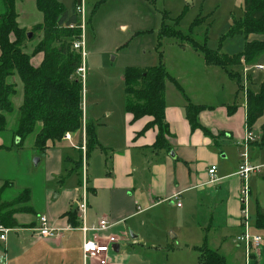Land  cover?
Here are the masks:
<instances>
[{
    "label": "crops",
    "instance_id": "1",
    "mask_svg": "<svg viewBox=\"0 0 264 264\" xmlns=\"http://www.w3.org/2000/svg\"><path fill=\"white\" fill-rule=\"evenodd\" d=\"M27 1V3H23V1L17 3L18 23L22 25L21 19L27 15L36 22L35 24H42L43 16L37 10L36 0ZM5 12L4 2L0 0V15ZM228 39L234 41L233 45L237 51H235L236 53H228L222 50V52L231 56L242 53L246 43H264V35L256 34L249 35L247 39L242 36ZM187 49L188 47L185 46L183 50ZM42 61L43 56L38 55L32 59V64L39 67ZM258 64L264 65V56L261 57ZM204 65V68L199 71H185L182 75L183 78L178 77L183 81L187 95L185 92L182 94L177 91L175 85L170 82L175 90L169 98L166 92L165 124L168 128V135L166 136L170 144L169 150L153 148L157 138L156 129H151L144 135L138 136L151 119L145 118L131 124V117L127 113L124 123L112 120L105 124L96 123L95 118L89 119L90 117L86 113L87 119L82 124L80 134L74 138V144L64 139L56 144H50L44 152H39L35 148L34 137H30L18 145L19 141H14V139L12 144L11 132H9L8 138H4L0 134L1 202H10L9 189L15 187L14 181L5 174V161L8 160L14 147L19 148L22 153L29 151L30 163L35 168L42 169L45 174L46 184L44 187L46 193L43 204L40 205L43 207L40 216L47 218L49 227L60 230L54 238H37L35 236L34 229L38 227L39 220L36 218L38 210L34 206L31 196L27 205L31 212L16 214L15 218L20 227L13 229L12 232L19 236L28 233L35 248L39 245H45L62 251L66 254L67 264L71 263V256L75 253L82 260H80V264H91L84 261L83 244L85 241L93 239L97 235L101 238L114 236L118 239V244L114 246L110 261L111 264H122L125 246L129 242L133 245H140L145 240L142 232L146 224L150 226L147 231L152 232L154 230V234H156L153 221L156 222L159 218V210L163 209L164 211H176L179 215V219L175 217V223L161 230L163 237H167L172 232V240L177 239L181 242L180 245L193 248L196 251V248L202 246L203 238L207 236L206 230L210 226L203 225L202 221H208L211 226L216 221V223L219 222L217 227H225V234L221 233L219 235L220 240L219 238L218 241L213 240L214 243L209 246L205 244L211 251L219 253L223 249L228 254L229 249L226 243L222 244V240L229 236L227 232L234 231L239 235L244 231L243 205L241 202L244 182L237 175L239 166L244 159L242 156L247 154V159L251 163L249 151L256 150L254 153L263 151L257 149L259 148L258 143L247 147L243 144L248 129L246 98L238 97L237 85L235 87L230 86L229 99L220 103L221 107L204 102L208 98L217 99L219 95L213 89L217 79L212 84L201 78L222 77L218 79L222 84L227 83V78L223 77L229 78L224 70L207 65L205 61ZM250 67L254 68V66H246L242 62V65L230 70L241 76L242 72L243 75L248 74L246 71ZM221 73L225 76H222ZM187 79L192 80L188 81ZM15 81L17 82V80ZM230 85L233 84L230 83ZM21 89L22 87L19 85V95L13 100L16 109H19L23 101ZM198 94H201L202 97L198 98ZM205 96L210 97L204 98ZM186 98L194 105L205 107L199 116L200 124L208 129L214 138L204 135L200 130L193 131L191 129L186 118ZM263 123L264 119L259 121L257 125L261 126ZM11 124H15V118L11 119ZM88 125L94 126L99 147L87 158L86 150L82 152V147L76 144H81L83 138L86 145V128ZM259 134L257 135L259 136ZM6 141H10L8 145L11 147L5 146ZM224 148L230 151L229 155L227 150L223 151ZM233 148L239 152V158L237 155L234 156ZM77 153L80 154V158L75 159ZM229 156H232L233 161H236L234 166L233 162L227 166ZM83 157L87 159L89 178L85 214L78 209V203L81 202L82 197ZM35 159L34 165L33 160ZM212 166L218 168V182L215 184L209 183L208 170ZM251 177H257L258 182L264 186V174ZM249 182L250 179L248 186ZM23 191H28L31 195L30 189H23ZM260 195L261 192L258 194L256 205H260L264 209ZM204 201L208 202L209 205L211 204L210 208L222 207V211L218 215L212 210L204 216L200 212ZM178 204H181V207H178ZM72 214H75L79 222L78 227L72 226L69 222ZM83 216L85 217L84 222L82 221ZM101 220H106L114 226L107 233L100 234L94 232L84 234L80 230L82 226L97 227ZM72 227L77 229L69 230ZM73 233L80 235L79 241L74 244L70 239ZM8 241L7 237L5 243ZM73 250L77 251L73 252ZM199 255L198 252V260ZM198 260L196 264H199Z\"/></svg>",
    "mask_w": 264,
    "mask_h": 264
},
{
    "label": "rangeland",
    "instance_id": "2",
    "mask_svg": "<svg viewBox=\"0 0 264 264\" xmlns=\"http://www.w3.org/2000/svg\"><path fill=\"white\" fill-rule=\"evenodd\" d=\"M27 3V0H19L20 3ZM64 5L69 13H73L75 7L81 6L84 9V40H85V56L81 53L82 66L85 68V75L76 72V77L83 86V122L87 119H96V123H107L108 121L126 120V98H125V83L124 77L128 69H147L155 68L163 65L174 80L187 95L184 88L183 81L178 77L183 78L185 71H199L204 68L203 56L192 49L191 41L186 36L189 35L198 41L204 43L205 34L207 33V46L212 51L228 53H236L234 41L225 39L231 28L233 18L241 19L244 17V2L243 0H58ZM17 2V3H18ZM17 7V4H16ZM17 11V10H16ZM25 13V12H24ZM20 18V17H19ZM200 19L202 24L193 31L192 25L196 20ZM27 15L21 19L20 26L24 27L27 33H35V44L40 41L43 35L42 31H37L42 24H35ZM43 23V22H42ZM21 27V28H22ZM26 27V28H25ZM164 29L168 32H180L186 37L185 42L177 38H165ZM34 35V34H33ZM33 37V36H32ZM31 37V38H32ZM39 39V40H38ZM32 42L27 52L31 53L33 46ZM161 44V46H160ZM185 46L187 50H183ZM222 52V53H223ZM163 59H161V55ZM200 56V57H199ZM87 64V65H86ZM259 64L254 65V68H247V73L241 76L233 75L228 77L227 83L222 84L220 78L222 77H205L202 80H207L209 83H217L214 90L218 92L217 99H206L205 103L210 105H217L221 107L223 101L229 99L228 91L230 86L238 87V97L246 98L247 93H258L260 91L264 72L258 71ZM244 69V68H243ZM237 71H240L237 69ZM263 74H258V73ZM245 73V72H244ZM222 76H225L221 73ZM233 77H238L235 81ZM191 81L192 79H187ZM173 83V82H171ZM166 84L167 97L174 92L172 84ZM232 83L233 85H230ZM211 96V95H210ZM205 96L204 98L210 97ZM198 94V98H201ZM85 105V106H84ZM208 105V104H206ZM85 107V109H84ZM244 110V109H243ZM247 112V105H246ZM87 113V114H86ZM85 114V115H84ZM247 118V115H246ZM87 121V120H86ZM89 126V125H88ZM87 126V127H88ZM261 126L257 124L253 127L255 135L260 133ZM248 131V129H247ZM72 137L71 142L74 144V138L79 134L69 133ZM247 134V132L245 133ZM4 138L10 136L9 132L2 133ZM2 137V138H3ZM87 137V135H86ZM12 144L14 143L11 137ZM64 140V139H63ZM10 141H6L5 146L8 147ZM85 150L88 149L82 138L81 144H76ZM11 147V146H10ZM263 152L254 153L256 150L249 151L251 164L257 167H264V149L257 148ZM229 155V150L224 148L223 151ZM233 154L239 158V152L233 148ZM82 152L84 150L82 149ZM29 151L22 153V151L14 147L13 152L9 155L8 160L5 161V174L14 181L15 187L9 189L10 202L14 201L23 191V189H30L33 204L38 210L36 218L39 220L42 214L40 205L43 204L46 189H45V174L39 167L35 168L28 158ZM244 153V151H243ZM242 153V154H243ZM262 155V156H261ZM259 156L261 158L259 159ZM241 157V154H240ZM80 158V154H75V159ZM83 157V161H85ZM36 159L33 160L35 165ZM233 162V163H232ZM236 161L229 156L227 166L231 163L233 166ZM87 164V159H86ZM87 168V167H86ZM264 174V171H263ZM82 175V174H81ZM262 178V177H261ZM85 181V178L83 179ZM82 181V182H83ZM88 175L86 178L88 187ZM264 185V184H263ZM49 187V186H48ZM249 187L252 190L250 201L248 205L247 215L250 219L251 234L259 236L263 241L259 249L253 250L250 255L249 264H264V230L258 229L256 225L258 194L261 192V204L264 207V186L258 182V178H250ZM228 194L229 190L227 189ZM219 198V197H218ZM241 205V204H240ZM208 202L204 201L201 208L202 214L206 216L212 210L217 214L222 211V207L210 208ZM237 208L236 205L233 204ZM79 209V207H78ZM41 211V212H40ZM80 211V210H79ZM159 218L154 223V230L147 231L150 227L146 224L143 228V242L140 245H133L131 242L123 249L122 264H196L198 260V251L193 248L180 245L181 242L175 239L172 240V232L167 237H163L161 230L166 226L175 223V217L179 219L176 211L159 210ZM81 212V211H80ZM33 214V213H32ZM219 215V214H218ZM216 217H218L216 215ZM215 221V220H214ZM203 225H210L206 230L207 236L203 238V244L214 243L218 241L221 233L225 234V227H217L219 222H213V226L208 221H202ZM150 232V235L148 233ZM175 233V232H174ZM243 231L238 235L234 231H228L222 244L226 243L229 252L220 250L218 254L226 259L227 264H247V255L245 247L239 245L237 239L240 238ZM176 234V233H175ZM148 235V236H147ZM9 241L7 243L0 241V264H67L66 254L62 251H57L54 247L39 245L33 247V240L30 239L28 233L21 236L15 233H9ZM79 233H73L71 242L77 243L79 241ZM31 240V241H29ZM169 242V243H167ZM201 246V247H202ZM77 250H73L76 252ZM228 255V256H225ZM228 257V258H227ZM70 264H80L78 255L75 253L71 256ZM82 261V260H81Z\"/></svg>",
    "mask_w": 264,
    "mask_h": 264
},
{
    "label": "trees",
    "instance_id": "3",
    "mask_svg": "<svg viewBox=\"0 0 264 264\" xmlns=\"http://www.w3.org/2000/svg\"><path fill=\"white\" fill-rule=\"evenodd\" d=\"M19 0H3L6 12L0 15V134L11 132L14 140L21 145L28 138L34 137L35 148L44 152L50 144L61 142L67 133L79 134L83 124V86L76 77L82 66L81 54L73 49L77 41L82 40L80 29L82 20L76 11L69 13L58 0H36L37 10L43 16V23L37 31L43 30L40 41L27 52L29 44L36 40L35 33H29L18 23L16 4ZM244 17L234 19L225 39L249 35H264V0H243ZM80 5L81 2L79 1ZM196 20L191 31L201 26ZM74 26V28H71ZM34 34V35H33ZM165 38H179L191 41L194 51L201 54L207 65L224 70L230 77L239 75L231 68L242 65L254 66L264 56V43H246L242 53L227 55L212 51L207 46V33L204 43L196 41L192 35L183 36L180 32L164 29ZM161 46V44H160ZM43 56L39 67L32 64V59ZM161 59H163V55ZM264 75V74H263ZM235 81L238 77H233ZM17 80V82L15 81ZM173 82L182 94L179 83L171 77L163 65L147 69H128L124 77L126 113L131 117L130 123L145 118L151 119L138 136L151 129L157 130L153 148L169 150L167 140L168 128L165 124L166 84ZM21 85L23 101L16 109L13 100L19 95ZM186 118L193 131L200 130L204 135L214 138L212 133L200 124L199 116L205 107L197 106L186 98ZM247 128L253 127L264 119V76L258 93L246 95ZM15 118V124L11 119ZM87 158L99 147L94 126L86 128ZM258 146L264 149V123L261 125ZM31 200L28 191H23L12 202L0 200V224L10 228L20 227L16 214L31 212L27 207ZM69 222L78 227L75 214L70 215ZM256 225L264 230V209L257 206ZM199 252V264H227L226 259L211 251L206 244L196 248Z\"/></svg>",
    "mask_w": 264,
    "mask_h": 264
},
{
    "label": "built area",
    "instance_id": "4",
    "mask_svg": "<svg viewBox=\"0 0 264 264\" xmlns=\"http://www.w3.org/2000/svg\"><path fill=\"white\" fill-rule=\"evenodd\" d=\"M77 13L80 15L82 24L80 29L82 30V40L77 41L73 45V49L78 53H83V56H85V40H84V21H83V15H84V9L81 6V4L77 7ZM71 28H74V26H71ZM85 67L81 66L80 69H78V73H82V77L85 75ZM258 71L264 72V65H260L257 67ZM247 72V71H246ZM65 140L70 141L72 140V137L69 133L66 134L64 137ZM260 141V138L258 135H255L253 131H247L246 137L244 139V145L250 146L252 144L258 143ZM85 151V147L82 148ZM244 159L242 160L241 165L239 166L237 175L242 179L244 182V186L242 189V197L241 202L243 205L242 209V216L244 219V231L240 238L237 239V242L239 245H242L245 247V252L247 255V264H249L250 261V255L252 254L253 250H257L260 248L262 244V239L259 236H254L251 234L250 230V224H249V217L247 215L248 212V200L251 194V189L248 186V181L253 175H263L264 167H257L252 165L248 159L247 154L242 156ZM83 161L82 166V181L85 178V181L82 182V197L81 202L78 203L79 210L85 214L87 209V203H86V196H87V164L86 159ZM218 168L217 166H212L208 170V176H209V183L215 184L218 182ZM178 207H181V204H178ZM85 217H82V221L84 222ZM114 225L109 223L106 220H101L99 222V225L97 227L93 228H87L85 226H82L80 230L84 233H90L94 232L97 234L100 233H107ZM77 228H69V230H76ZM13 229L7 228L0 224V241L5 242L7 240V235L11 233ZM60 230L51 228L48 225L47 218L42 216L39 218L38 227L34 229V234L37 238H54L59 234ZM118 244V239L114 236H107L105 238H101L99 235L95 236L93 239H89L85 241L83 244V255H84V261L90 262L91 264H111L110 261V255L113 253L114 246Z\"/></svg>",
    "mask_w": 264,
    "mask_h": 264
},
{
    "label": "water",
    "instance_id": "5",
    "mask_svg": "<svg viewBox=\"0 0 264 264\" xmlns=\"http://www.w3.org/2000/svg\"><path fill=\"white\" fill-rule=\"evenodd\" d=\"M28 37L31 38V37H32V34L30 33V34L28 35ZM18 141H19V140H18Z\"/></svg>",
    "mask_w": 264,
    "mask_h": 264
}]
</instances>
